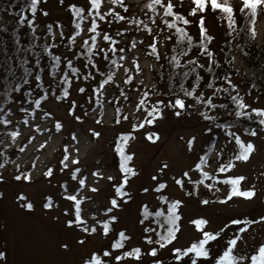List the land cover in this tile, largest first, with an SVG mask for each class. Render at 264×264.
Instances as JSON below:
<instances>
[{"label":"rangeland","instance_id":"374dc122","mask_svg":"<svg viewBox=\"0 0 264 264\" xmlns=\"http://www.w3.org/2000/svg\"><path fill=\"white\" fill-rule=\"evenodd\" d=\"M148 3L151 0H124V7L128 9L125 12L124 7L109 5L104 0L100 8L104 19L101 20L90 0L43 1L37 18L39 30L51 29L56 37L61 31L69 32L72 25L69 9L75 5L84 9L87 19L78 35L79 42L90 36L95 37V46L99 49L114 45L118 48L120 41L127 48L120 53L117 75L107 73L111 80H104L97 72L107 70L101 52L102 58L97 59L96 66L74 62L81 76L87 79L76 81L72 76L70 96L64 100L55 96L41 108L31 111L32 108L22 110L21 99L17 97L6 112L0 113V124L7 125L5 131L17 133L13 137L16 139L13 148L23 147L18 159L0 170V264H97L92 259L94 256L99 264H191L194 254L177 260L174 249L184 250L201 240V228L220 235L207 245L212 258L199 259L197 264H216L217 257L229 246L228 241L237 236L240 238L233 254L238 257H251L264 245V132L255 130L256 135H251L253 130L212 127L209 118H226L231 113L225 110L205 112L194 102L166 97L165 90L155 86L154 71L158 66L150 48L156 37L141 33V29L130 21ZM230 5L239 9L242 0H230ZM109 12L114 14L108 15ZM115 13L125 16V20H118ZM93 17L96 32L88 31L93 26ZM201 17L213 37V48L219 52L222 44L230 41L237 53L235 23L229 27L227 15L202 12L193 19L195 24L191 32L201 33ZM233 19L235 21V17ZM104 35L111 39L104 40ZM255 36L261 44L264 40L263 17L255 25ZM158 40L164 55L167 43L163 37ZM62 53L65 58L74 59L69 48ZM236 66L240 73L232 79L230 93L242 94L241 101L249 106L244 111L260 121L264 117L257 116L252 109L264 110L262 77L258 76L254 82L251 72L242 67L238 55ZM130 78L150 90H139L143 104L136 97L133 104H127L122 90L131 83ZM254 85L258 87L256 92ZM95 86H98L97 90ZM118 99L125 102L130 116L129 121L121 124L113 122V103ZM176 99L184 100L183 109L170 106ZM153 105L157 106L159 114L149 124L147 121L153 117L148 113ZM124 133L129 134L130 139L126 145H119L116 138ZM237 138L245 144H253L254 151L247 161L234 160L232 167L221 172L220 168L228 164L227 157L239 152ZM213 139L212 153L205 159L208 143ZM118 147L124 148L125 154L131 157L126 166L135 175L122 171ZM19 168L29 169L30 178L17 180ZM49 170L51 175H46ZM205 173L214 176H204ZM237 177H245L237 187L241 191L254 190L253 198L233 196L227 199L232 185L224 181ZM193 183L199 184L197 189L192 187ZM203 183L211 187L214 197L218 198L222 193L226 202L202 203ZM160 185L164 187L160 188ZM118 187L121 195H117ZM69 196H75L81 202L79 221L76 220V201L68 199ZM113 199L117 201L115 207L111 203ZM168 201H180L176 210L179 231L172 243L161 248L156 243L161 228L150 213H169L171 203ZM28 204L32 205L31 209L26 207ZM201 219L208 223L198 228L193 222ZM233 220L254 223L232 224ZM69 221H72L71 226ZM106 223L107 234L104 233ZM85 228L88 231H84ZM121 232L127 239L121 241ZM149 238L153 243L147 242ZM117 241L122 243L121 248L113 247ZM135 248L141 250L139 259L124 256ZM152 249L157 250L156 256L149 255ZM105 252L110 255L105 256ZM240 264L252 262L246 259Z\"/></svg>","mask_w":264,"mask_h":264},{"label":"trees","instance_id":"16d2710c","mask_svg":"<svg viewBox=\"0 0 264 264\" xmlns=\"http://www.w3.org/2000/svg\"><path fill=\"white\" fill-rule=\"evenodd\" d=\"M43 1L39 0L33 14L30 7L31 0H0V113L6 112L17 97L21 99L22 110L32 108L31 111H34V108H41L52 97L57 96L59 100H64L66 98L64 95L65 90L68 92L67 96H70L73 84L72 76L75 77L76 81L87 79L85 76H81L79 68L74 64L75 61H82L87 66H96L97 59L102 58L101 52H103L107 70L106 72L97 70L100 76L107 80L109 75L113 74L115 76L120 71L119 56L122 53L121 49L126 51L127 47H123L120 41L118 48L114 45L113 48L99 49L95 46V40L93 41L90 36L79 42L77 40L78 35L81 33L83 23L87 19L80 20L74 16L70 9L69 14L72 17V25L70 31L68 29L69 32L61 31L59 36L56 37L51 29L39 30L37 18ZM166 2L167 0H165ZM172 3L174 13L189 20V24L176 20L175 15L171 17L163 16V9L159 5L156 6L155 12L145 8L140 9L132 16L137 21H142V23H133L141 29V33L156 37L152 44L155 46V53H153V47L150 48L153 60L158 66L157 70L154 71L155 86L164 89L166 97L183 98L194 102L197 108L205 112L207 110L215 112L225 110L231 113L226 118H209L208 123L212 127L264 132V125H261L259 120L254 118L252 114L251 118L245 115H237V113L245 111L244 108L238 107V103L234 102L232 97H236L237 101L243 100V97L242 94L232 95L230 93L232 90L230 83L240 73L236 66L237 55L240 58L242 67L251 72V79L255 82L257 77L261 76L264 83V40L261 44H258L256 36H253L252 33V29H255L259 18H264V8L259 9L257 16L254 18L247 15V9L241 12L242 6L239 9H234L236 53L230 41L224 42L220 51H216L213 48V37L209 34L204 23L207 35L211 37L209 41L205 42L207 49L205 51L204 47H200L201 33L191 32V27L195 24L193 19L202 12L198 11L195 16L190 15L192 8L195 7L192 0H172ZM204 12H211L214 15L219 12L221 16L226 15L219 10L213 11L210 3ZM82 15L85 16L84 12ZM6 19L8 21L3 22ZM153 20L155 23H153ZM165 20L168 24L175 23L177 28L184 29L192 37V45L189 46L186 40L180 42L179 33L175 28L168 27V24L164 23ZM253 20L255 21L254 24ZM75 23L80 24L79 29L75 28ZM160 37H163L167 43V50L164 55L160 49L158 40ZM66 48H69V51L74 55V59L64 57L62 51ZM89 48H91V52H89ZM185 52L186 55L183 54ZM105 53L107 58H105ZM53 57H59V62L54 60ZM190 61L194 63H190ZM73 69L76 71H73ZM192 69H195V71H192ZM185 72L189 74L185 76ZM125 76L129 78L128 74H125ZM46 79L50 82H47ZM130 80L131 83L122 90L127 98V104H133L134 97L140 100L144 99L139 90L150 91L143 84L135 83V80L131 78ZM65 81L67 82L65 83ZM253 81L247 83L253 84ZM252 87L255 92L258 90L257 86ZM95 89L97 90L98 86H95ZM58 90H60L59 93ZM184 90L192 92L193 95H185ZM209 100L211 104L208 103ZM36 101H39V107H37ZM102 114L103 111L100 112V117H102ZM129 120V111L125 102L119 99L116 100L113 103V122L121 124ZM6 127V124H0V165H3L0 170L18 159L23 148L21 145L13 148L16 145V139L13 138L12 133L16 131H5ZM129 136V134L124 133L118 136L115 142L118 141L119 145H126L130 139ZM122 137H128V139L125 140ZM213 143L214 139L208 143L209 152L206 153L205 159H208L212 153ZM11 148L13 150L9 152ZM122 149L124 155L127 156L125 149ZM227 160L228 164L234 160L236 161V154L227 157ZM18 170L21 178L29 177V169L19 168ZM204 176L213 177L214 174ZM191 185L194 189L199 186L197 183ZM202 187L203 196H201V200L225 201V196L222 193H219L218 198L214 197L211 187L206 183H203ZM159 213H163V215L158 216L157 212H151L150 216L161 228V224H165L169 213ZM167 226L165 224V227L161 228L158 233L164 234Z\"/></svg>","mask_w":264,"mask_h":264},{"label":"snow or ice","instance_id":"6c2138e0","mask_svg":"<svg viewBox=\"0 0 264 264\" xmlns=\"http://www.w3.org/2000/svg\"><path fill=\"white\" fill-rule=\"evenodd\" d=\"M39 2V0H31V4L30 7L33 11V14L35 13L36 10V5ZM104 2V0H90V4L92 9L95 11L96 16H99V18L101 20L104 19L103 15H100V8H101V4ZM192 2L195 4V7L192 8L190 15L195 16L197 14V12H204L207 9L208 4H211L212 10L216 11V10H220L223 13H225L227 15V19L229 21V27H232V25L235 23L234 19H233V13H234V9L233 7L230 5V0H192ZM107 3L109 5L112 4H118L121 7H124V0H107ZM159 5L162 9H163V16H167V17H171L174 16L176 17V20L182 21L184 24H189L190 21L185 19L182 15H178L176 13H174L173 8L174 5L172 3V0H167V2L165 3V0H151V3H148L145 5L146 8L151 9L153 12L156 11V6ZM264 8V0H242V7H241V12H244L245 9L248 10L247 15H249L250 17H256L258 14V9ZM70 10L73 12L75 17H78L80 20L85 19L86 17L83 16V12L84 9L83 8H79L76 7L75 5L70 6ZM124 11L127 12L128 9L126 7H124ZM114 13L109 12L108 15H113ZM45 15H47V13H45ZM89 15H92L91 12H89ZM116 17L118 20H125V16L120 15L119 13H115ZM132 23H142V21H137L135 18H132L131 20ZM153 23H155V21L153 20ZM164 23L168 24V22L165 20ZM255 23V21L253 20V24ZM199 26L201 29V44L200 47H204L205 51H207L206 46H205V42L209 41L211 39L210 36L207 35V30L204 27V19L203 17L200 18L199 21ZM51 27V26H49ZM168 27L170 28H175L176 31L179 33V40L180 42L183 41H187L188 45L191 46L192 45V37L188 35V33L186 31H184V29L182 28H177L175 23H171L168 24ZM75 28L79 29L80 28V24L79 23H75ZM96 28L97 25L95 23V17H93V26L88 29V31L91 32H96ZM149 31H151L149 29ZM252 33L253 36L255 35V29H252ZM79 34V33H77ZM93 41L95 40V37H92ZM104 40H110L111 37H109L108 35H104L103 36ZM85 43H87V41H85ZM135 45H133L134 47ZM153 47V53H155V46L152 45ZM121 51H123V49H121ZM89 52H91V48H89ZM183 54H187L186 52ZM105 58H107V54L105 53ZM54 60H56L57 62H59V57H53ZM173 59H175V57H173ZM190 63H194L193 61H190ZM71 66V65H69ZM73 71H76L75 69H73ZM192 71H195V69H192ZM189 73L185 72L184 75L187 76ZM112 77L109 76L108 80H111ZM67 81H65L66 83ZM105 83H107V81H105ZM211 87V85H209ZM102 87V86H101ZM81 91H83V89H81ZM185 91V95L187 96H192L193 93L187 90ZM64 95L67 96L68 92L67 90H65ZM147 95V93L145 94ZM232 100L234 102L238 103V107L240 108H247L249 107L248 105H245L242 101H237L236 97H232ZM37 107H39V101L35 102ZM141 104L144 103L143 100L140 101ZM209 104H211V101H208ZM158 104H163V101H158ZM171 107L173 108H180L183 109L185 107V102L182 99H176L174 104H170ZM252 112L256 113L257 116L260 117H264V110H258V109H252ZM159 114V109L157 108L156 105H153L152 107V111H150L148 113L149 116H152L153 119L152 120H148L147 123L151 124L153 122V120L156 118V116ZM177 115H180V112L176 113ZM238 116L240 115H245L248 116L249 118H251V114L247 113V112H243V113H237ZM208 118V117H206ZM77 119H79V117H77ZM5 123H8V121H4ZM26 123V122H25ZM259 123L261 125H264V118H262ZM60 125L57 124V129H59ZM141 127H143V124H141ZM13 137H15L17 135V133H12ZM96 135L98 136L99 134L96 133ZM251 135H256L255 131L251 132ZM73 139H75V136L73 137ZM122 139H128V137H122ZM149 139H151V136H149ZM237 144L239 145V152L236 155V160L238 161H247L249 159L250 154L254 151V145L251 143H247L245 144L243 141H241L239 138H237ZM118 151L120 152V155L122 157V162H121V169L123 172H125L126 174H130V175H135L134 171L131 168H128L127 165V161L131 159L130 156H125L123 153V149L122 148H118ZM67 158V157H66ZM73 163H78V161H73ZM3 165H0V167H2ZM233 165L231 164V162H229V164L222 166L220 168L221 172H224L226 170V168H230ZM46 175H51V170H49V172ZM185 175H187V173H185ZM205 175H207L205 173ZM26 179H29L30 177H25ZM17 180L21 179L20 176L16 177ZM111 179V177L109 178ZM155 179V177L153 178ZM245 179V177H237L231 180H226L224 181V183H229L232 185V189L231 192L229 193L227 199L230 200L232 199L233 196H241L244 197L246 199H251L255 196V191L254 190H246V191H241L239 190V188L237 187L241 181H243ZM124 183H127V176H125L124 179ZM178 184L181 183V181H177ZM81 184H83V181H81ZM164 185H160V188H163ZM97 189H92V191H96ZM147 191V190H145ZM117 195H121L122 191L121 188L118 187L116 189ZM70 200H74L76 201V220L79 221L80 218V201L77 200V198L75 196H69L67 197ZM226 202V201H221ZM113 207L117 206V201L115 199H113L111 201ZM202 203L207 204L209 203V201L205 200ZM180 204V201H175L173 203H171L170 205V209H169V215L167 216L166 220H165V224H167V228L164 231V234H160L157 233V235L159 236V240L156 241V243H158L160 245L161 248L166 247L167 244L172 243L173 240H175L176 238V232L179 231V227L177 224V221L179 219V217L176 215V210L178 208ZM49 206V205H46ZM27 208L31 209L32 205L28 204L26 205ZM109 211H111V209H109ZM157 215H163V213H157ZM264 219V218H262ZM193 223H195L198 228L201 225H206L208 222L206 220H197L194 221ZM241 223H254L252 221H248V222H243L240 220H233L232 224H241ZM72 221H69V226H71ZM165 224H161V228L165 227ZM108 224H104V233L107 234L108 233ZM202 231L203 234V238L201 240H199L198 242H194L191 244L190 247H188L187 249L181 250V249H174V255L176 256L177 260L183 259L184 257L189 256V254H194L191 257V264H197V261L199 259H204V260H209L212 257L210 256V249L207 247V245L218 239L220 233H212V232H208V231H203V229H200ZM84 231H88L87 228L84 229ZM92 231L94 232L95 229H92ZM146 231H154L151 229H147ZM223 231V230H221ZM240 231H246V229H241ZM120 238L121 241L124 239H127V237H125L124 233L121 232L120 233ZM240 237L237 236L236 239H230L228 241V247L226 248V250L223 251L222 255H220L219 257H217L216 259V264H240L241 261L246 260V259H250L252 264H264V245L260 246L257 250H256V254L255 255H251V257H247V256H236L233 254V250L234 248L237 246V241ZM147 242L149 244L153 243V241L151 240V238H149L147 240ZM81 243H83V241H81ZM123 245L120 241H117L113 247L115 248H121ZM157 254V250L156 249H152L151 252L149 253V255L152 256H156ZM105 256L110 255L109 252H105L104 253ZM141 255V250L139 248H135L133 249L131 252H126L124 253L125 257H135L137 259L140 258ZM0 256H2V254H0ZM123 257H117V259H122ZM93 260L97 261V264H99L98 258L97 257H93Z\"/></svg>","mask_w":264,"mask_h":264}]
</instances>
